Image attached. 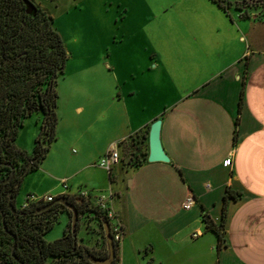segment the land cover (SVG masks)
I'll return each mask as SVG.
<instances>
[{
    "label": "crops",
    "instance_id": "obj_1",
    "mask_svg": "<svg viewBox=\"0 0 264 264\" xmlns=\"http://www.w3.org/2000/svg\"><path fill=\"white\" fill-rule=\"evenodd\" d=\"M32 1L55 22L60 11L94 29L74 32L76 42L119 32L122 41L109 53L114 61L102 62L111 80L71 81L57 92L56 138L39 167L24 175L36 171L47 185L35 183L33 190L92 203L98 193L113 192L121 264H264L259 7L242 14L234 5L240 0H223L226 9L214 0ZM158 118L168 161L147 159L150 125ZM112 145L120 160L111 179L98 161ZM134 152L146 154L140 165L128 162ZM228 156L232 163L225 166ZM227 189L239 195L227 200L218 249L202 212L217 219ZM189 195L194 202L184 208Z\"/></svg>",
    "mask_w": 264,
    "mask_h": 264
},
{
    "label": "trees",
    "instance_id": "obj_2",
    "mask_svg": "<svg viewBox=\"0 0 264 264\" xmlns=\"http://www.w3.org/2000/svg\"><path fill=\"white\" fill-rule=\"evenodd\" d=\"M214 1L223 9L230 5L223 0ZM234 5L242 14H247L253 6L259 7V15L264 16V0H240ZM67 59L64 41L53 16L45 8L32 0H0V173L10 176L12 168L15 170L9 182L0 184V193H3L6 203L11 198L15 206L14 198L22 177L39 167L56 138V86L64 73ZM34 112L42 115L41 130L29 154L19 148L15 140L25 118ZM145 157L143 152H134L128 162L140 165ZM109 175L112 179V171ZM237 195L238 192L226 190L222 212L217 219L203 209L202 219L206 229L216 234L218 249L224 242L227 200ZM82 199L73 202L78 212V221L80 214L86 211L101 214L92 202ZM47 204L50 205L42 207ZM18 210L20 217L13 233L16 235L15 255L21 263L95 264L93 260L108 256L106 249L96 251L77 242L78 221L75 234L68 223L60 238L53 241L44 239V235L58 222L59 213L66 211L72 214L64 204L54 200L35 202ZM5 223L8 227L14 223L9 220L6 211ZM113 243L114 258L111 264H115L118 253V245ZM9 249L10 246H6L5 260L0 261V264H9ZM49 258L53 259L52 262L48 261Z\"/></svg>",
    "mask_w": 264,
    "mask_h": 264
},
{
    "label": "rangeland",
    "instance_id": "obj_3",
    "mask_svg": "<svg viewBox=\"0 0 264 264\" xmlns=\"http://www.w3.org/2000/svg\"><path fill=\"white\" fill-rule=\"evenodd\" d=\"M59 16L55 22V26L61 31L64 36V44L68 52V59L66 61L65 69L63 75L58 79L56 90L63 91L66 89V85L71 81H82L94 83L98 81L111 80L113 74L110 71L102 70V62L111 59L114 61L113 55H109L113 46L121 45V33L113 35L108 38V35H103L99 40L94 37V35L86 36V39H78L74 41L72 37L74 32H93L94 29L85 24L79 22L81 21L80 16H75V18L69 19L66 15H63L60 11L57 12ZM72 20V21H71ZM119 27V23L114 24ZM69 48H72L69 49ZM60 97V95L58 94ZM59 99V98H58ZM41 117L39 112L32 113L29 117L24 120L23 126L20 128L18 135L16 137L17 143L25 147L27 153L31 154L33 147L36 143V138L41 130ZM127 146V145H125ZM126 155L129 154V146H127ZM124 161V158L121 160ZM61 173L62 170H59ZM39 185L43 183L42 187H45L47 183L43 180L41 175L32 172L27 176H23L20 184L19 191L16 195L18 200L15 202L16 208H20L26 197L30 194L42 195L44 190L39 192L33 190L34 184ZM35 184V185H36ZM107 221L102 213L96 214L93 211H86L80 214L79 225L77 231V242L88 248H93L96 251L108 250V242L105 234V227L103 222ZM72 216L67 212H61L58 214V222L55 223L54 227L44 235L46 241H53L62 236L64 229L68 223L71 224ZM84 224L86 226H84ZM85 227V228H84ZM111 228L109 232L111 234ZM52 258L48 261L52 262ZM129 264V263H126Z\"/></svg>",
    "mask_w": 264,
    "mask_h": 264
},
{
    "label": "built area",
    "instance_id": "obj_4",
    "mask_svg": "<svg viewBox=\"0 0 264 264\" xmlns=\"http://www.w3.org/2000/svg\"><path fill=\"white\" fill-rule=\"evenodd\" d=\"M120 160V154L116 146H109L106 151L103 153V155L99 158L98 165L105 168L108 172L112 171V168L115 164H117ZM232 163V159L230 156L225 158L223 161V164L225 166H230ZM62 185L66 188L67 183L66 180L61 181ZM80 195L82 197H86L87 191L82 190L80 192ZM113 196V192L111 191H104L101 193H98L93 200V204L101 211L102 215L105 217L107 222L109 223V228H111V235L113 242H115L117 245L119 244L120 240L122 239V226L121 224L116 220L115 212L113 211L111 207V199ZM54 197L51 194H44V195H36V194H30L26 197V200L23 202L21 209L26 208L29 204L35 203V202H50L53 201ZM194 202V198L192 195H189L183 206L184 208H189L191 204ZM197 232L193 233V236H196ZM115 264H121L119 258L117 257Z\"/></svg>",
    "mask_w": 264,
    "mask_h": 264
},
{
    "label": "water",
    "instance_id": "obj_5",
    "mask_svg": "<svg viewBox=\"0 0 264 264\" xmlns=\"http://www.w3.org/2000/svg\"><path fill=\"white\" fill-rule=\"evenodd\" d=\"M160 128H161V119L158 118L155 121H153L150 125L149 129V154L147 159L149 161H168V156L164 153L163 148L161 146L160 141ZM15 173V170L12 168L11 175L8 177L7 180L11 179L13 174ZM19 183V182H18ZM82 201L81 198L76 199V202ZM54 202H59L64 204L67 208H69L72 211V222H71V228L72 232L76 233V224L78 221V212L75 207V204L73 202H70L68 197L65 195H60L54 199ZM51 204V203H50ZM50 204L42 206L43 208L48 207ZM4 222V221H3ZM103 225L105 227V234L106 239L108 242V256L104 259H95L93 260L95 264H111L113 258H114V243L112 239V235L109 232V223L107 221L103 222ZM14 236V247L16 245V235Z\"/></svg>",
    "mask_w": 264,
    "mask_h": 264
},
{
    "label": "flooded vegetation",
    "instance_id": "obj_6",
    "mask_svg": "<svg viewBox=\"0 0 264 264\" xmlns=\"http://www.w3.org/2000/svg\"><path fill=\"white\" fill-rule=\"evenodd\" d=\"M8 177L9 176H3L0 173V184L9 182L11 179L7 180ZM10 199H8L6 203L3 193H0V249H1L0 250V261L5 260V256H6L5 248L6 246H10L9 255L7 256L8 257L7 261L9 262V264H24V263H21L18 256L15 255L16 245L13 250L14 242H15L14 236H13L14 235L13 230H16V224H17L16 221L19 220L20 214H19L18 208L12 205ZM69 199H70L69 200L70 202L75 201L74 199L73 200L71 198ZM5 211H6L7 216L9 217V220L14 221V223H10L9 227L5 223ZM78 225H79V221H78ZM84 226L86 225L84 224Z\"/></svg>",
    "mask_w": 264,
    "mask_h": 264
}]
</instances>
